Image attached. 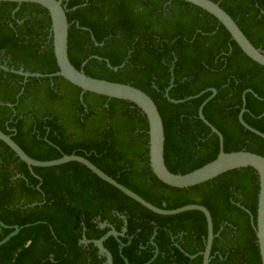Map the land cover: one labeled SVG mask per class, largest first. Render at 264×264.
<instances>
[{
	"label": "trees",
	"instance_id": "trees-1",
	"mask_svg": "<svg viewBox=\"0 0 264 264\" xmlns=\"http://www.w3.org/2000/svg\"><path fill=\"white\" fill-rule=\"evenodd\" d=\"M63 1L72 64L81 69L87 61V75L130 84L154 100L171 172L187 174L204 166L217 158L220 146L198 115L212 93L172 103L165 97L172 78L169 95L176 100L217 89L203 113L223 134L226 152L264 156V139L239 121L242 95L252 89L263 100L246 94L244 120L264 133V66L250 59L213 15L184 0ZM212 1L264 52V0ZM1 66L42 74L59 70L45 8L0 3V130L40 161L83 156L157 207L205 206L216 235L210 264H262L254 169L232 170L191 188L168 186L151 169L149 123L136 105L90 92L81 100L82 90L63 77L25 80ZM97 218L118 232L126 222L125 235L104 242L114 264L125 259L145 264L156 253L150 264L203 262L208 235L203 213L156 214L77 162L31 171L0 140V220L7 226L31 225L0 246V264H104L94 244H81L84 235L98 240L109 231ZM12 231L0 226V241Z\"/></svg>",
	"mask_w": 264,
	"mask_h": 264
},
{
	"label": "water",
	"instance_id": "water-1",
	"mask_svg": "<svg viewBox=\"0 0 264 264\" xmlns=\"http://www.w3.org/2000/svg\"><path fill=\"white\" fill-rule=\"evenodd\" d=\"M191 3L201 9L207 11L213 15L230 33L232 40H234L241 50L253 61L264 66V52L256 48L248 37L244 34L241 28L238 26L236 21L219 5L212 0H184ZM2 2L10 3H33L38 4L45 8L51 18V32L53 37V48L54 55L56 58L57 66L59 70L52 74H42V73H32L25 72L21 70L9 69L8 67L1 66V68L7 72H12L14 74L23 76L25 80L28 78H54L63 77L68 82L82 90V95L85 92L94 93L97 95L105 96L108 98L119 99L123 101H128L136 105L147 117L149 123V158L150 166L154 175L164 184L174 187V188H191L202 183L213 180L214 178L227 173L232 170L241 168H252L257 172L259 178V195H258V206H257V216H256V236L261 256V262L264 264V156L259 154L249 152V151H237V152H226L224 149V136L223 134L213 126L204 116L203 110L206 104L211 101L218 93L217 89L209 88L202 91L201 93L190 96L185 99L176 100L170 97L169 92L174 87V78L171 79L169 87L165 91V97L172 103L181 104L195 98L201 97L206 92L210 91L212 94L202 103L199 108V119L208 126L212 133L216 134L219 138V154L217 158L204 166L189 172L187 174H176L171 172L165 163V129L163 119L159 112L158 106L154 100L143 90L136 88L130 84H124L119 82H112L104 79L93 78L87 75L83 69L84 62L81 69L76 68L69 57V28L70 23L67 17V8L64 5L63 0H0ZM77 7L73 8L75 10ZM102 60V58L93 56ZM107 61V60H106ZM108 66L112 67L107 61ZM113 68V67H112ZM117 70L118 67H114ZM173 76V74H172ZM253 93L255 97L260 98L252 89H247L243 95V107L239 113V121L242 126L251 131L252 133L260 136L264 139V133L253 128L244 120V114L248 112L246 106V94ZM264 116V113L262 114ZM261 116V117H262ZM0 140L4 142L15 155L24 163H26L29 169L32 171L33 167L38 168H50L59 165H64L70 162H77L90 171L96 174L100 179L114 186L122 193L135 200L142 206L146 207L150 211L160 214V215H177L188 211H199L204 214L207 220L208 235L205 244V250L201 253L203 256L202 264H210L212 260V247L215 239L213 218L208 210L203 205L200 204H189L176 209H164L153 205L152 203L145 200L143 197L129 189L128 187L119 183L116 179L106 174L95 164H93L87 158L72 154L64 155L63 157L50 161H40L30 157L12 138L0 130ZM253 218V216H252ZM0 226L2 228H10L13 231L8 234L4 239L0 241V246L6 244L13 237L18 235L20 231L31 225L20 226H7L0 220ZM109 227L110 231L106 233L103 237L98 240H88L86 235L83 236L81 244H94L102 257H105V264H114L112 253L104 246V242L111 236L118 238L124 235V233L117 232L116 229L108 224L103 223L101 228ZM126 232V228L124 229ZM123 246V245H122ZM157 256H154V258ZM194 257V256H192ZM154 258L145 264H150ZM125 264H131L127 259H125Z\"/></svg>",
	"mask_w": 264,
	"mask_h": 264
},
{
	"label": "flooded vegetation",
	"instance_id": "flooded-vegetation-1",
	"mask_svg": "<svg viewBox=\"0 0 264 264\" xmlns=\"http://www.w3.org/2000/svg\"><path fill=\"white\" fill-rule=\"evenodd\" d=\"M120 217H122L125 221H126V219H125V216H121L120 215ZM99 219L100 218H97V222L99 223V225H100V228H101V225L103 224V223H108V224H110V225H112L113 227H114V225L113 224H111V223H109L108 221H103V222H101V221H99ZM106 228H109V227H106ZM115 228V227H114ZM126 228V222L124 223V227H122V230H121V232L120 233H124V235H125V233L126 232H124V229ZM116 229V228H115ZM109 231H110V228H109ZM108 231V232H109ZM117 231V230H116ZM118 232V231H117ZM205 244H206V242H205ZM85 246H88L89 244H84ZM121 247H122V245H121ZM114 260V259H113ZM104 264H105V262H104Z\"/></svg>",
	"mask_w": 264,
	"mask_h": 264
}]
</instances>
